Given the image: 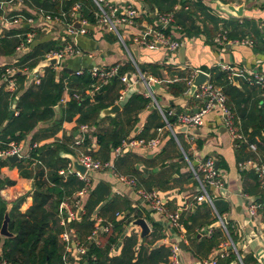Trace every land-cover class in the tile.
I'll return each mask as SVG.
<instances>
[{"label":"crops","instance_id":"1","mask_svg":"<svg viewBox=\"0 0 264 264\" xmlns=\"http://www.w3.org/2000/svg\"><path fill=\"white\" fill-rule=\"evenodd\" d=\"M8 1L0 2V38L4 37L7 32L18 30L23 26L31 28L29 32H35V38L32 44L21 52L14 51L10 56L0 55V68L2 67L3 70L8 66L16 65L19 59L27 53L26 50L30 51L32 47L39 43L55 42L60 48L65 42H68L76 44L84 56L61 59L55 66V69L58 71L64 68L74 71L75 74L77 71H82L81 74L86 72L90 75L89 70L94 66L107 68L119 64L121 69L123 65L130 64L134 71H128L120 76L130 75L137 70L140 71L139 68L146 67L147 71L144 74L153 80L148 83V86L154 96L155 107L152 108L150 106L147 109L145 108L137 115H131L130 118L123 114V104L132 94L142 95L145 87L142 83H139L135 87V90L129 92L125 100L120 103L119 94L123 88V84L118 77L111 81L112 83L113 80H116V87H111L110 85L112 84L110 83L108 86L102 88L104 91L101 89L99 92L93 94H91L90 90L85 91L91 102L102 93L103 100L101 104L105 106L104 109L114 104L119 105L120 111L114 116L102 117L100 116L101 110L97 119L98 125L95 126L80 124V116L76 115L72 121L64 122L57 132H54L53 129L57 124L58 115L48 122L40 123L32 133L17 144L22 148L23 156H29L27 160H31V168L38 167L32 162L33 158L31 159L30 156L33 144L37 145L36 149H40L42 146L55 141H61L66 145H70L79 136H82L80 128L86 125L89 127V130L85 137L90 140V145L85 149L90 153H95L99 148L96 145V137H93V135L104 133L108 128L113 127L111 119L116 118L117 127L122 128L127 133L125 140L159 138V146L155 150L149 151L125 149L116 160L117 174L112 172V170L86 173L89 181L87 191L88 188L91 190V187H94L97 183L103 182L108 184L111 194L117 196L120 199V203L124 205V202H126L134 213L139 212L141 216L137 219L145 220L149 227V235L153 232L154 226L162 229V232L159 231L161 237L151 245V249H157L162 246L169 248L174 243L178 245L183 243L184 249H180L181 264H203L205 260L212 258L216 260L217 264L219 260L223 262L227 258L221 255L230 254V250H234L233 253H236V260L231 264H252V261L249 260H247V263H243V260L247 258H251L253 264H264V240L262 238L264 216L258 215L257 217L250 218L248 214L249 202L259 199L254 195V192L257 190L255 186V173L250 167H242V164L249 160L247 158L249 152L253 156L255 155L254 157L252 156L253 158H258L264 163L263 155L259 154L257 149L255 153L248 148H246L247 151L245 152H239V149L233 147V142L223 125V117L219 110L213 109L206 113L202 117V125L198 129H188L179 133H175L174 131V136L164 128L163 119V116L168 121L172 119L173 121H169V123L174 124V118L167 115L169 111L172 110L176 114H192L202 108V101L194 98L193 95L185 94L186 87L184 80L188 78L192 71L205 73L208 78L207 82L211 84V74L219 63L228 64L236 70L264 75V55L257 54L254 48L243 45H225L224 50H222L214 43L218 30L223 29L222 23L218 22V20L225 22L238 21L239 23L243 20H249L261 30L264 25V4L260 3L259 0H227L226 4L232 6L243 5L248 9L239 18L225 11L222 8V5L225 4L220 0H178L179 3L174 7L177 10L175 12V24L173 23L170 26L167 37L172 41L180 42L181 47H185L184 63L181 64L177 58V53L175 60L171 62L166 48L162 46H159L156 50H148L145 47L138 46L137 51L133 52L132 48L136 45L134 38L144 31L156 30V26H161L158 25L156 12L150 14V18L151 15H155V18H152L154 20L153 23L146 19L148 12L140 4V0H109L111 4L118 8L132 3L138 11H141V14L136 18V27H121L119 37L100 27L97 22L89 24L85 20H82L79 15H76V19L70 20L73 22V25L77 22L80 24L85 21L86 25H80L78 29L75 28L83 30V33H78L75 36L70 35L67 32L66 26L69 22L63 19L60 20L59 17L53 15V11L35 7L31 0H25V4L18 11L26 14L28 18H32L34 24H23L20 27L8 25L2 20L10 12V9L6 5ZM50 1L53 3L63 2V0ZM94 6L95 9L91 13L96 16L97 7L95 4ZM78 8L80 7L78 6ZM179 11L181 12L179 13ZM14 12L15 10L12 9L10 14ZM45 16H49L51 20H47ZM56 18L59 21H56ZM245 36L247 37L245 39L253 40L249 29L246 30ZM50 53H47L44 58L47 59V55ZM32 71L30 72L32 73ZM43 74L44 69L39 68L33 79L38 80ZM28 77L33 81L30 74ZM241 82L242 79L238 78L237 83L233 82V80L231 83L238 90L244 92L240 86ZM33 83L35 82L33 81ZM179 87L184 88V91L180 92ZM105 88H108V91H105ZM252 88L254 87H250V89L248 87L247 89L248 91H252ZM73 95L66 88L60 104L64 105L71 98L74 99ZM263 95L264 93H261V96ZM226 100L227 105L235 113V108L231 105L232 103L229 102L227 96ZM55 111L59 112V108L55 107ZM162 122L163 126L160 127ZM242 133L245 135L246 141L250 143L247 134L243 130ZM112 150L113 148L108 155V162L111 163L115 160L112 156ZM65 154L61 153V157L66 158ZM69 155L74 156L76 159V152L74 150H70ZM184 156L187 157L188 161L185 160ZM207 157L215 160L224 183L222 191H210L212 202H219L220 200L228 206L227 211L223 212L221 216L217 215V219L214 217L215 210L213 206L196 201L199 189L195 178L191 175V167L189 165L190 163L192 167H196ZM9 164L0 170V178L12 182V184L4 186L0 190V204L11 205V209L14 205L19 204V211L24 213L32 205L33 179L21 177L18 169L10 167L12 165ZM70 164L69 160L68 165ZM119 176L138 178L141 183H136L141 188H137L138 185L137 187L124 185L119 181ZM142 185L144 187L147 185V188L150 187L163 197L164 207L168 213L176 212L179 215L183 214V218H186V216L195 217V244L187 240L185 237L186 230H184L180 223L181 230L170 225L164 214L153 212L150 209V206L142 200L139 193V191H143ZM88 194L89 191L82 201L79 215L83 213V205ZM100 206L93 213V218H96L95 213H99ZM128 213L129 211H126L124 214ZM124 214L123 212L115 213L114 218L121 220V216H124ZM108 216L110 217L111 215ZM133 216L132 214L131 217L133 218ZM219 217L225 219L227 223L226 231L219 223ZM77 220H80V217ZM132 222L125 228L123 234L130 235L131 233H135L137 236L140 235V229L132 226ZM227 228L230 230L232 237L227 232ZM221 233H223V237ZM217 234L220 236H217ZM213 235H216L217 248L212 249L207 256H205V251L202 250L203 257L192 254V251L196 250V245L198 246L201 240L208 241ZM0 238L4 239L1 236ZM75 238L73 233L74 241ZM120 248V245H118L114 249L113 254H119Z\"/></svg>","mask_w":264,"mask_h":264},{"label":"trees","instance_id":"2","mask_svg":"<svg viewBox=\"0 0 264 264\" xmlns=\"http://www.w3.org/2000/svg\"><path fill=\"white\" fill-rule=\"evenodd\" d=\"M8 0H0V2ZM33 5L40 9L53 11V15L60 17L65 14V20L70 22V13L75 6H79L76 15H79L82 20L89 24L96 23V16L91 13L95 6L92 0H63V2H51L50 0H31ZM226 4L227 0H220ZM140 4L147 10L146 19L153 23L150 14L154 12L157 15L169 14L173 15V22L166 28L156 26V30L169 35L170 26L175 24V6L179 3L178 0H140ZM51 3V4H49ZM183 7V5H182ZM181 11H179L180 13ZM22 13V12H21ZM24 14V13H23ZM26 15V14H24ZM27 17V15L25 16ZM222 23L223 29L218 33H225V44L227 42L239 41L247 38L246 30L249 29L252 34V42L254 51L257 54L264 55V25L259 30L251 21L243 20ZM31 31V28L11 30L6 35L0 38V55L10 56L14 53L16 47L24 41V35ZM188 36V34L186 33ZM59 46L55 42H43L35 45L30 51L25 53L17 62L16 67L20 72L16 75V83L18 84L17 91L13 94L0 89V151L7 149L10 143L19 144L27 135L32 133L40 123L48 122L58 115V120L54 132L60 129L64 122H70L79 115L80 124H91L97 126L99 112L104 109L101 104L103 100L102 93L95 97L93 102L85 94V91L91 89L93 80L86 72L83 74H75L69 69L56 70L55 67L44 68V74L39 77L38 83L35 84L28 77V73L36 67V65L44 60L45 55L49 52L56 51ZM141 73L147 71L146 67L139 68ZM133 68L130 64H125L119 70V76ZM134 71V70H133ZM27 72V74H26ZM4 73L3 68H0V78ZM183 77V76H182ZM210 82L220 87L223 93L227 96L231 105L235 108V116L239 121L240 131L242 130L249 137V142L256 144V149L259 154L264 157V95L261 96L262 90L256 86H248L242 80L240 83L244 92L237 89L232 83L227 80V74L219 68H215L211 74ZM28 83V84H27ZM110 85L116 87L117 82L113 80ZM254 87L248 91V88ZM70 90V94L74 92L80 94V100H71L64 105L60 104L62 95L65 89ZM86 89V90H85ZM258 89V90H256ZM75 90V91H74ZM103 90V89H102ZM108 88H105V91ZM104 91V90H103ZM179 91L183 92L184 88L179 87ZM254 97V98H252ZM15 103V105H13ZM150 100L140 94H132L123 104V114L125 116L137 115L140 111L149 107ZM14 106V115L8 120L10 110ZM55 107L59 108V114L55 111ZM136 119V117H135ZM113 127L108 128L104 133L94 134L96 137L98 151L89 153V155L102 163L108 162L110 150L116 148L126 139L127 133L122 128L117 127L116 118L111 119ZM169 121H173L169 119ZM163 126L162 125L160 127ZM159 127V128H160ZM242 128V130H241ZM90 145V140L84 137L82 148ZM246 146L241 145L239 152H245ZM30 156L42 163V166L31 168V160L20 159L10 167H16L23 178L33 179V194L32 205L24 212L19 211V204L14 205L9 213V232L13 235L11 238H0V261H6L14 264H23L26 256L29 254L31 264H64L62 257L65 254L64 245L60 241V235L64 232L65 227L60 224V216L58 213L60 203L65 199H71L74 194L86 187V183L80 180L75 174L67 173V165L69 159L61 157V153H69V144L55 141L42 146L40 149H31ZM72 151V150H71ZM258 153V152H257ZM253 154L248 153L250 159ZM119 158V157H118ZM112 165V172L117 174V159ZM7 160L0 159L1 168L8 166ZM10 165V164H9ZM60 172L66 173L62 176ZM192 177L193 174L191 173ZM117 176V175H116ZM131 177V176H130ZM133 177V176H132ZM134 178V177H133ZM136 179V178H135ZM256 192L255 197L259 199L255 202L261 206L260 213L264 216V189L257 182L256 176ZM137 183H141L136 179ZM12 182L0 178V190L10 185ZM138 185V187H137ZM137 188H141L136 184ZM147 185H142V190L145 192L153 191ZM88 197L83 205V213L78 215L80 220L69 221L67 227L74 230L75 243L86 248V253L83 256L72 259L70 264H168L170 249L159 247L151 249L158 238L161 237L162 229L157 226L153 227V232L150 235L139 239L135 233L130 235L123 234L125 228L132 221L139 218V212L130 209L129 205L124 202L120 203V199L111 194L108 184L100 182L89 190ZM260 191V192H259ZM199 195V193H198ZM100 206L99 213L92 215ZM7 204H0V227L3 221V216L6 211ZM215 210V219L217 215L221 216L227 211L228 206L225 202H213ZM129 211L128 214H124ZM123 212L121 220H116L115 213ZM134 215L133 218L131 215ZM108 215H111L110 217ZM108 218L106 219L105 218ZM66 220L65 216L63 215ZM78 217V218H79ZM97 220H100L101 226H109L107 233H101L96 239L88 240L92 236ZM67 221V220H66ZM195 217L179 215V223L183 226L185 237L192 244H195L196 234L194 232ZM227 232L231 236L230 230ZM159 233V234H158ZM223 237V233H221ZM217 236H220L217 234ZM232 237V236H231ZM216 235H213L208 241L201 240L196 250L192 254L203 257L202 250L207 256L212 249L218 247V242L215 240ZM120 245L119 254H113L114 249ZM230 254L217 264H231L236 260V253L230 250ZM252 261L251 258L243 260ZM216 264V260H215Z\"/></svg>","mask_w":264,"mask_h":264},{"label":"built area","instance_id":"3","mask_svg":"<svg viewBox=\"0 0 264 264\" xmlns=\"http://www.w3.org/2000/svg\"><path fill=\"white\" fill-rule=\"evenodd\" d=\"M136 1V0H135ZM94 4L97 7L96 13V22L100 27L105 28L108 32L119 37V31L121 27H136V18L141 14V11H138L132 3L126 4L124 7L118 8L117 6L110 3L109 0H93ZM259 2L264 4V0H259ZM25 4V0H10L6 3L10 12L8 15L3 17L2 20L6 24H10L16 27H20L23 24L32 25L34 24V20L32 18L25 17L21 11H18L20 7ZM78 6L74 7L72 12L70 13L71 19H76V10ZM12 9L15 10L13 14ZM21 10V9H20ZM65 14L62 13L59 19L65 20ZM47 20H51L49 16H45ZM56 18V21H59ZM157 21L162 26V28H166L173 22V15L163 14L157 15ZM81 26L86 25V22L83 21L80 23ZM67 32L70 35H77L78 33H83V30L75 29L73 22L67 23ZM35 38V32H29L24 35V41L15 49L16 52H21L28 48L29 45L32 44ZM134 43L137 46L145 47L148 50H156L159 46L166 48L169 59L171 62L175 60V56L177 51L181 47V43L178 41H172L169 37L165 36L163 33L158 30H148L139 34L136 38H134ZM214 43L222 50H224L225 45H243L253 48V42L247 39H242L239 41L227 42L225 44V33H218ZM84 56L83 52L76 46V44H71L65 42L58 50L51 52L47 55V59L56 57L57 62H60L61 59L68 58H77ZM222 72L227 74V80L231 83L232 77L235 75L238 78H241L245 81L248 86H256L264 93V75L253 72H245L241 70H236L232 66L224 63H219L217 65ZM120 65L115 64L111 67H91L89 73L93 79V84L91 85L90 92L91 94L99 92L102 88L108 86L112 79L120 78V82L123 84V88L120 90L119 94V102L122 103L129 92L134 91L135 87L139 83H142L144 91L142 95L150 100L149 107H155V99L154 96L148 86L150 81H153L150 77H147L145 74L140 71H136L130 75L119 76ZM20 72L19 68L16 65L8 66L5 68L4 73L0 78V87L11 94L17 91V83H16V75ZM82 71H77L76 74H81ZM32 75L31 72L29 73ZM28 74V75H29ZM197 75V71L190 72L188 78L185 81V94H189L190 88L194 81V78ZM35 74L32 76V80L35 83H38L37 79H33ZM193 97L202 101V108L194 112L192 114H176L174 111L168 112V117L174 118V124L169 123L168 119L163 116L164 119V128L167 129L174 136V128L179 125H185L186 130H195L198 129L202 125V117L208 113L209 111L215 109L221 112L223 117V125L233 142V147L235 149H239L241 145H246L247 148L256 152L255 144L248 143L245 139V135L240 131L239 121L235 116V113L232 109L227 105L226 96L224 95L221 88L207 82L204 85L200 86L193 93ZM73 98L75 100H80L79 94H74ZM82 132V136H79L77 140H75L72 144L69 145L71 150L76 152V160L82 165L86 173L90 172H98V171H107L111 170L113 165L111 162L102 163L93 159L89 155V151L85 148L81 147L83 143L84 137L86 136L89 127L86 125L81 126L80 128ZM160 140L159 138H153L149 140H123L119 146L112 150V156L114 159L121 156L125 149H142V150H155L159 146ZM37 145L33 144L31 149H36ZM11 156H18L19 159H28L29 156H23L22 148L17 144L10 143L7 149L0 151V159L7 160V158ZM185 160L188 161L187 157L184 156ZM32 159V158H31ZM37 166H42V163L38 159H33ZM191 167V173L195 178L199 195L196 197L197 202H206L210 206H213L212 198L210 197L211 190L222 191L224 188V183L222 180V175L219 172L216 162L213 158L207 157L205 160L200 162L196 167ZM250 167L254 170L257 182L260 187L264 189V163L261 162L258 158H251L247 160L242 167ZM67 173L75 174L80 180L86 183V187L82 190L78 191L71 199L63 200L58 209V213L60 216V224L65 227L64 232L60 235V241L64 245L65 254L62 257L64 264H70L69 259L81 257L86 253V248L82 245L76 244L73 239V230L67 227V223L69 221H75L79 217V212L81 211V204L87 195V184L88 179L86 177V173L84 175H80L78 172H71V164L67 167ZM62 176H65L66 173L60 172ZM117 177V176H116ZM119 181L128 187H136V180L130 176H119ZM142 200L146 202L150 209L153 212L164 214L169 221L170 225L175 228H180L179 224V214L176 212L168 213L164 207L163 197H161L156 191L145 192L139 191ZM261 206L255 201H250L248 205V214L250 218L257 217L261 215L260 213ZM65 216L66 220L64 219ZM219 223L226 229L227 223L224 218H218ZM100 220L97 221L95 229L92 233V236L88 238V240L95 239L101 233H107L109 231V226H101ZM181 230V228H180ZM226 231V230H225ZM262 238L264 240V231L262 233ZM74 244V247H73ZM170 256L168 260V264H181L180 260V247L177 243L170 245ZM234 251V250H233ZM221 256H228L227 254H222ZM0 264H14L6 261H0ZM203 264H215V259L212 258L210 260H205Z\"/></svg>","mask_w":264,"mask_h":264},{"label":"water","instance_id":"4","mask_svg":"<svg viewBox=\"0 0 264 264\" xmlns=\"http://www.w3.org/2000/svg\"><path fill=\"white\" fill-rule=\"evenodd\" d=\"M222 8L225 11H227L228 13L234 14L236 17H239V18L242 17V14L245 10H248L243 5L232 6L230 4H225V5H222ZM151 18L154 19L155 15H151ZM158 25H160V24L158 23ZM74 27L78 29L80 27L79 22L75 23ZM137 49H138V46H136V45L133 46V48H132L134 53L137 51ZM184 50H185V47H181L179 49V51L177 52V58L181 64L184 63V58H183L184 57ZM26 52H28V50H26ZM56 65H57L56 57L41 60L36 65V67L33 69L32 73H31L32 75L30 77L32 78L33 74H36L38 72L39 68H43V69L44 68H51V67H55ZM207 80H208V78H207V75L205 73L200 72V71L197 72V75L194 78V81H193L192 86L190 88L189 94L193 95V93L196 91L197 88H199L200 86L207 83ZM232 80H233V82L237 83L238 77L234 75L232 77ZM13 105H15V103ZM119 111H120L119 105L114 104L111 107L102 110L100 113V116H102V117L103 116H114ZM14 113H15L14 106H12L10 113H9L8 120H10L13 117ZM1 131H2V128H0V132ZM174 131H175V133H179L181 131H186V126L185 125H179L176 128H174ZM65 157L70 160L72 173L78 172L80 175H84L86 173L85 168L77 162V160L75 159L74 156L69 155V154H65ZM18 160H19L18 156H11V157L7 158V161L11 165H13ZM205 203L206 202L203 201L202 204H205ZM10 211H11V205H7L6 211H5L4 216H3V221H2V224L0 227V236L3 238H11L13 236L9 232V229H8L9 220H10V218H9ZM132 226H136L140 229V235H139L140 240H142L144 237L149 235V227H148L147 223L145 222V220L137 219V220L132 222ZM73 247H74V244H73ZM179 247H180V249L183 250L184 249L183 243H180ZM23 264H31L29 254L26 256Z\"/></svg>","mask_w":264,"mask_h":264},{"label":"rangeland","instance_id":"5","mask_svg":"<svg viewBox=\"0 0 264 264\" xmlns=\"http://www.w3.org/2000/svg\"><path fill=\"white\" fill-rule=\"evenodd\" d=\"M18 161H19V160H18ZM18 161H17V162H18ZM15 163H16V162H15Z\"/></svg>","mask_w":264,"mask_h":264}]
</instances>
